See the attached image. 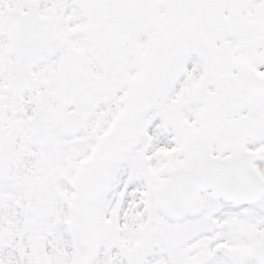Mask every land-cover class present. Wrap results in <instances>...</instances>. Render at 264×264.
<instances>
[{
    "label": "snow or ice",
    "instance_id": "6c2138e0",
    "mask_svg": "<svg viewBox=\"0 0 264 264\" xmlns=\"http://www.w3.org/2000/svg\"><path fill=\"white\" fill-rule=\"evenodd\" d=\"M0 264H264V0H0Z\"/></svg>",
    "mask_w": 264,
    "mask_h": 264
}]
</instances>
